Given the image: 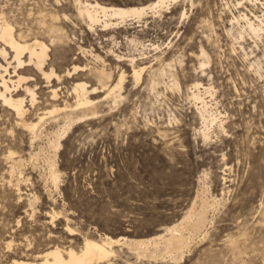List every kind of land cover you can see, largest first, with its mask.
<instances>
[{"label": "rangeland", "instance_id": "374dc122", "mask_svg": "<svg viewBox=\"0 0 264 264\" xmlns=\"http://www.w3.org/2000/svg\"><path fill=\"white\" fill-rule=\"evenodd\" d=\"M89 1L127 7L153 0ZM159 7L105 28L88 27L74 0H0V14L16 36L48 44L46 66L60 74L51 80L60 87L58 102L74 103V80L94 82L83 70L64 74L73 64L104 66L113 81L124 72L121 96L113 102L105 89L90 94L99 100L97 115L75 120L60 138L57 187L46 138L32 142L0 101L1 260L9 262L17 245L44 250L53 242L79 248L87 235L149 238L193 202L198 209L204 195L210 202L205 231L194 235L184 258H138L121 239L114 244L116 264H264V33L257 38L240 17L259 23L264 0H170ZM50 24L65 37L53 41ZM132 57L145 67L139 82ZM160 69L176 73L178 86L167 73L152 87L151 72ZM32 73L42 105L51 85ZM197 82L223 121L221 129L214 123L208 139L200 133V104L191 96ZM10 151L21 158L12 175Z\"/></svg>", "mask_w": 264, "mask_h": 264}, {"label": "bare ground", "instance_id": "6f19581e", "mask_svg": "<svg viewBox=\"0 0 264 264\" xmlns=\"http://www.w3.org/2000/svg\"><path fill=\"white\" fill-rule=\"evenodd\" d=\"M74 1L78 12L77 14L81 19L86 21L88 27H92L93 25L100 23L106 28V25L111 24L112 26V24L115 25L122 22V20L126 19V16L128 15L140 16L147 8L156 9V7L162 6L165 2L167 3V1L170 0H153L145 5L127 7L104 5L96 1L90 2L89 0ZM113 17H119L120 20L113 22L111 20ZM240 17L245 20V24L249 31H251V34H255L254 36L257 38L262 37V34L264 33V13L259 18V23L257 24L249 18L247 14H240ZM50 30L52 31L53 41L54 38L57 40L65 37L61 28L57 25L50 24L49 31ZM0 41H2L0 42V56L3 59V61L0 60V101L5 106L7 112L13 115V125L27 130L32 142H36V140L41 139L43 136L46 138L47 145L45 146H47L51 152V155L48 156L49 158L46 157L47 163L49 165L48 167L50 169L52 180L55 187H57L56 180L58 173L55 167V156L57 148L60 147L61 144L60 138L75 120L85 119L97 115L98 110L96 108V104L99 100L98 98H94L95 96L91 97L90 94L105 89L107 92L106 95L113 93V102L116 101V96H121L120 89L123 85L122 82L124 80V72L121 71L117 79L113 81L112 72L105 69L104 66H98L95 64L96 66L88 67L84 64H73L71 67L72 70L67 69L64 74L70 75L75 72L76 69L81 70V73L84 71L87 76L90 75V77L94 79V82L90 83L85 79L75 78L76 80L73 81L70 90L75 97L73 100L74 103L64 98L58 102L60 97V87L51 83V80L53 78L60 79V74L57 73L52 65L46 66L48 44L37 37L23 38L16 36L12 24L7 21V19L2 18L1 14ZM131 41L135 42V39L132 38ZM1 43H3V45ZM6 46L10 49H7ZM201 54L205 55L204 50L201 51ZM94 55L95 57H98V54ZM133 59V57L130 58L131 61H133ZM208 59L205 62H201L200 66L207 63L209 61ZM165 66L170 68L171 63H166ZM143 68L145 67H138L133 61L132 75L135 81L139 80ZM27 69L32 70V72L36 71L37 73H41V77H45L44 82L46 81L48 83L47 85H51L48 97L43 99L44 103L42 105H40L38 100L40 97L37 98V83L32 81L35 77L32 72H27ZM152 73L154 74V76L152 75V87H154V84L157 82L156 79L158 76L167 73L169 77H172V83L178 86V82L175 79L176 73L174 74L171 69H169L168 72H166L165 69L156 71L153 70L151 74ZM64 74L62 76H64ZM200 84L201 83L199 82L193 83L192 87L194 89L191 91V96L193 99L198 100L200 104V106H197V110L201 118L200 133L204 138L208 139L210 128L214 125V123H216V121L219 122L218 125L221 129V127L223 128V121L219 118V114L217 115L216 112H213L209 108L207 100L204 99L198 89ZM204 88L208 89V87ZM31 106H33V108L35 107L32 114L30 113ZM218 119L220 120L218 121ZM52 125H55V130L50 129ZM11 153L12 151L9 152V156L12 157L10 159L11 164L8 170L9 175L14 174L13 171L21 162L20 157H13L14 155L12 156ZM20 177L16 179L15 183V185H17L16 188L18 189ZM195 205V202H193L191 207L180 219L164 228L161 233L159 232L156 235L154 234V236L149 238L129 239L123 236L112 238L105 235L99 239H94L88 237L87 235L83 238L82 244L79 248L74 247V244L72 245L70 243L60 244L53 242L52 246H49L44 250H38L35 248L34 250L30 248L29 244L24 246L17 245L14 250H11L10 247L12 242L10 239L6 241L5 245L7 250L10 249L12 251L10 261L6 263L0 259V264H116L117 262H115V258L117 257V251L114 249V244H117V242L121 239L122 243H125L129 249L135 251L138 258L144 257L157 259L158 257H168L171 260L178 261L183 257L189 246V242L194 235L200 232L202 234V231H205L204 226L207 220V211L210 202L204 195H202L200 197L199 208L196 209ZM64 229L70 235L75 233L73 227L71 228L69 225H66Z\"/></svg>", "mask_w": 264, "mask_h": 264}]
</instances>
